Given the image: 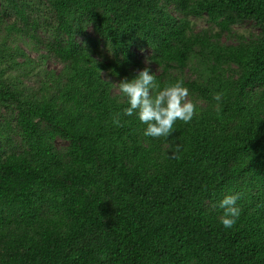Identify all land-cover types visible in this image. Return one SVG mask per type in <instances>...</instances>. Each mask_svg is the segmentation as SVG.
<instances>
[{"label": "trees", "instance_id": "trees-1", "mask_svg": "<svg viewBox=\"0 0 264 264\" xmlns=\"http://www.w3.org/2000/svg\"><path fill=\"white\" fill-rule=\"evenodd\" d=\"M145 67L196 105L168 138L124 115ZM0 264H264V0H0Z\"/></svg>", "mask_w": 264, "mask_h": 264}, {"label": "clouds", "instance_id": "clouds-1", "mask_svg": "<svg viewBox=\"0 0 264 264\" xmlns=\"http://www.w3.org/2000/svg\"><path fill=\"white\" fill-rule=\"evenodd\" d=\"M158 88L155 76L148 67L139 71L131 81L125 79L119 83V90L130 105L124 109V115L138 113L140 122L147 126L145 136L168 138L175 131L174 126L178 120L185 124L192 121L197 115L196 105L189 99V90L183 86L182 81L166 86L153 95V90ZM222 96L223 93H217L214 99L219 102ZM113 123L121 126L117 117L113 118ZM180 151L181 146L176 145L172 158L179 159ZM240 195H227L220 202V208L223 209L220 222L226 229H231L241 215L242 209L237 205Z\"/></svg>", "mask_w": 264, "mask_h": 264}, {"label": "rangeland", "instance_id": "rangeland-1", "mask_svg": "<svg viewBox=\"0 0 264 264\" xmlns=\"http://www.w3.org/2000/svg\"><path fill=\"white\" fill-rule=\"evenodd\" d=\"M195 22L197 23L198 28L208 27V24H207L205 19H196ZM249 32H254V33L257 32V29L253 24L245 23V24H241V25H236L234 27V31L228 35L226 34V36L224 38H225V40H229V39L236 40V38L241 34L248 36L250 34ZM16 43L18 45H20V47H22V49H24L26 51V53L30 54L31 57L38 58L39 53H37L33 49V44H31L30 42L25 43V42L21 41L20 39ZM48 66L51 68L52 67H59V65L56 62H54L53 60H50L48 62ZM189 99L191 101H193L190 97H189ZM64 144H65V142L62 141L61 139L56 140V145L58 147L63 146Z\"/></svg>", "mask_w": 264, "mask_h": 264}]
</instances>
